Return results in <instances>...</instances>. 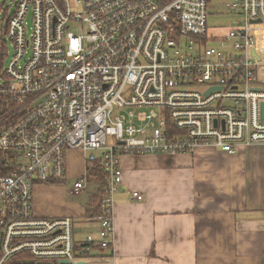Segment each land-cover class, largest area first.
I'll return each instance as SVG.
<instances>
[{
    "label": "built area",
    "instance_id": "obj_1",
    "mask_svg": "<svg viewBox=\"0 0 264 264\" xmlns=\"http://www.w3.org/2000/svg\"><path fill=\"white\" fill-rule=\"evenodd\" d=\"M215 1L0 0V264H87L112 247L124 156L264 144V0H226L225 29L209 26ZM75 150L71 193L93 179L100 203L82 241L74 217L35 202L37 185L69 180Z\"/></svg>",
    "mask_w": 264,
    "mask_h": 264
},
{
    "label": "crops",
    "instance_id": "obj_2",
    "mask_svg": "<svg viewBox=\"0 0 264 264\" xmlns=\"http://www.w3.org/2000/svg\"><path fill=\"white\" fill-rule=\"evenodd\" d=\"M257 42L264 44V25L257 30ZM122 167L113 246L94 251L106 250L107 255H92L87 264H264V144L240 145L232 155L207 146L175 156L128 155ZM82 171L83 161L70 174ZM42 186L48 184L36 189ZM135 191L144 198H134ZM97 194L95 190L74 213L40 200L35 190L36 211L77 216L76 236L82 241L97 234L96 224L88 220L99 212Z\"/></svg>",
    "mask_w": 264,
    "mask_h": 264
},
{
    "label": "rangeland",
    "instance_id": "obj_3",
    "mask_svg": "<svg viewBox=\"0 0 264 264\" xmlns=\"http://www.w3.org/2000/svg\"><path fill=\"white\" fill-rule=\"evenodd\" d=\"M213 4L214 6H210L209 11L211 13H217V15H220L221 17H216L213 19L210 18L209 26H223L224 29L236 26V17L233 15V13L227 10L225 5L226 0H216ZM260 26H258V28L255 27L256 30H258ZM83 155L84 152L82 150H75L69 153V171H71L73 168H78L82 165ZM74 180V175H71L69 177V180H67L66 182L48 185V187L46 188H44L45 186H42L36 189L37 186L42 185L39 184L35 187V190L36 193L41 196L39 198L40 200H43L44 202L50 204L60 205L62 208L69 209L75 213L79 208L78 205L82 201L86 202L88 198H90V196L93 194V192L97 189V186L93 182V180H91V184L89 185V187L86 190L82 191L86 194V198L84 199V197L82 196L83 194L71 193V187L73 185ZM75 221L76 225H79L80 220L77 216H75Z\"/></svg>",
    "mask_w": 264,
    "mask_h": 264
},
{
    "label": "trees",
    "instance_id": "obj_4",
    "mask_svg": "<svg viewBox=\"0 0 264 264\" xmlns=\"http://www.w3.org/2000/svg\"><path fill=\"white\" fill-rule=\"evenodd\" d=\"M2 66H3V64H2L1 49H0V71H1ZM0 101H2V97L1 96H0ZM0 118H1V112H0ZM6 158H7V155L4 152L0 151V175L5 174V173L8 172V170L5 169L6 166L4 165V160ZM93 169H94L93 167L89 168V171H93ZM96 198L99 200V194H97ZM99 211H100V208H99ZM92 255L105 256V255H107V253H106V250H101L98 254H92Z\"/></svg>",
    "mask_w": 264,
    "mask_h": 264
},
{
    "label": "bare ground",
    "instance_id": "obj_5",
    "mask_svg": "<svg viewBox=\"0 0 264 264\" xmlns=\"http://www.w3.org/2000/svg\"><path fill=\"white\" fill-rule=\"evenodd\" d=\"M263 104H264V103H263ZM263 104H262V105H263ZM262 109H263V106H262ZM113 213H114V212H113ZM113 217H114V215H113ZM98 249H106V248H99V247L95 246V247L93 248V252L96 251V250H98ZM93 252H92V253H93Z\"/></svg>",
    "mask_w": 264,
    "mask_h": 264
},
{
    "label": "water",
    "instance_id": "obj_6",
    "mask_svg": "<svg viewBox=\"0 0 264 264\" xmlns=\"http://www.w3.org/2000/svg\"><path fill=\"white\" fill-rule=\"evenodd\" d=\"M262 106H263V116H264V104Z\"/></svg>",
    "mask_w": 264,
    "mask_h": 264
}]
</instances>
